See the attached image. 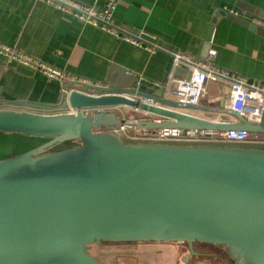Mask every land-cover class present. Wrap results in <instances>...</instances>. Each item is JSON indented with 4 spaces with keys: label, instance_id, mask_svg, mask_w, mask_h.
Instances as JSON below:
<instances>
[{
    "label": "water",
    "instance_id": "95a60500",
    "mask_svg": "<svg viewBox=\"0 0 264 264\" xmlns=\"http://www.w3.org/2000/svg\"><path fill=\"white\" fill-rule=\"evenodd\" d=\"M27 105L64 111L0 109V264H102L91 245L134 242L187 243L188 257L207 244L232 264H264L263 147L133 143L120 132L131 109L159 117L138 119L141 128L264 133V110L252 122L224 103L200 108L161 90L77 81L56 106ZM15 139L38 142L12 153Z\"/></svg>",
    "mask_w": 264,
    "mask_h": 264
},
{
    "label": "crops",
    "instance_id": "0c3cea01",
    "mask_svg": "<svg viewBox=\"0 0 264 264\" xmlns=\"http://www.w3.org/2000/svg\"><path fill=\"white\" fill-rule=\"evenodd\" d=\"M76 1L98 7L105 3V0ZM259 13H264V0H117L113 10L115 22L138 32L155 45L152 50L84 24L44 0H0V43L31 54L69 77L103 87H142L145 91L163 90L172 68V52L205 58L212 48L214 64L245 82L264 85V34L230 17L232 14L264 28ZM178 74L187 72L179 68ZM226 92L224 83L209 79L198 106L217 109L221 103L225 105ZM60 94L61 82L7 62L0 54V103L4 108L59 113L64 110H39L27 104L53 107ZM186 112L206 115L201 110ZM124 113L125 118L132 117L131 109H125ZM222 116L216 112L209 114L214 121ZM157 118L138 112L139 120ZM227 119L237 121L233 115H227Z\"/></svg>",
    "mask_w": 264,
    "mask_h": 264
},
{
    "label": "built area",
    "instance_id": "2783aa9c",
    "mask_svg": "<svg viewBox=\"0 0 264 264\" xmlns=\"http://www.w3.org/2000/svg\"><path fill=\"white\" fill-rule=\"evenodd\" d=\"M44 1L76 17L82 23L98 27L120 40L148 49H155V45L144 39L138 32L130 31L115 22L113 10L117 0H105L104 5L101 7L85 5L76 0ZM0 54L4 56L7 62H15L26 68L39 71L48 78L58 80L61 82V93L67 84L75 81L100 85L69 77L61 69L6 44L0 43ZM214 56L215 50L212 48L208 50L205 58H193L186 54L172 52V68L163 86V97L172 98L185 104L197 105L206 93L207 80L214 79L227 86L226 108L239 113L249 121H259L264 110V85L254 82L248 83L234 76L226 69L214 64ZM179 68H183L187 74H178ZM100 93L92 92L93 95ZM142 115L148 114L142 112ZM137 122L138 118L123 119L120 132L124 138L136 142L168 144L203 143L208 145L231 144L256 147L264 145V139L252 138L251 133L246 129L217 131L182 128H141L136 125ZM128 130H132V133H129Z\"/></svg>",
    "mask_w": 264,
    "mask_h": 264
},
{
    "label": "rangeland",
    "instance_id": "374dc122",
    "mask_svg": "<svg viewBox=\"0 0 264 264\" xmlns=\"http://www.w3.org/2000/svg\"><path fill=\"white\" fill-rule=\"evenodd\" d=\"M3 142V140H2ZM35 142L33 139H15L6 147L12 153L18 152L19 148L26 149ZM25 144H27L25 146ZM5 149V148H2ZM163 244V245H162ZM194 247L200 254L193 259V264H219L218 253H223L219 247L198 244ZM143 246H148L143 248ZM186 243H149V245L133 243H101L89 247V252L95 255L102 264H184L183 258L187 255ZM215 255L217 258H212ZM221 255V254H220Z\"/></svg>",
    "mask_w": 264,
    "mask_h": 264
},
{
    "label": "trees",
    "instance_id": "16d2710c",
    "mask_svg": "<svg viewBox=\"0 0 264 264\" xmlns=\"http://www.w3.org/2000/svg\"><path fill=\"white\" fill-rule=\"evenodd\" d=\"M4 107H5V105H4L3 103H0V109H6V108H4ZM251 137L254 138V139H264V133H260V132H257V133H251ZM124 141H125V142H133V143H136V141L128 140V139H126V138H124ZM174 144H178V145H180V144H183V143H174ZM185 145H208V144H203V143H200V144L185 143ZM217 145H219V146H231V144H217ZM261 147L264 148V145H262ZM114 244H119V243H114ZM186 244H187V243H186ZM196 245H197V244L194 243V244H193V248H194ZM203 245H207V244H203ZM209 246H211V245H209ZM187 250H188V248H187ZM194 250H195V248H194ZM188 252H189V251H187V255H188ZM187 255L183 258V262H184V264H193L192 260L198 258L196 255H190L189 257H188ZM220 256H221L222 258H224L223 260L225 261V264H232V262H231L230 260L227 259V257L225 256L224 253H221ZM221 257H220V258H221Z\"/></svg>",
    "mask_w": 264,
    "mask_h": 264
},
{
    "label": "flooded vegetation",
    "instance_id": "af4514ba",
    "mask_svg": "<svg viewBox=\"0 0 264 264\" xmlns=\"http://www.w3.org/2000/svg\"><path fill=\"white\" fill-rule=\"evenodd\" d=\"M220 254H221V253H220ZM220 254L218 253V255H217L219 258L221 257ZM212 256H214V258H217V259H218L217 256H215V255H212ZM223 259H224V258L221 257V260H222V261L219 260V264H225V261H224Z\"/></svg>",
    "mask_w": 264,
    "mask_h": 264
}]
</instances>
